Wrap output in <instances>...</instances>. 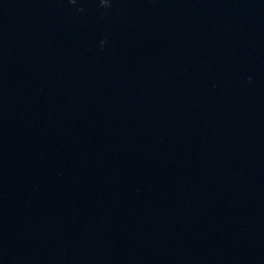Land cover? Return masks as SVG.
<instances>
[{
	"label": "water",
	"instance_id": "obj_1",
	"mask_svg": "<svg viewBox=\"0 0 264 264\" xmlns=\"http://www.w3.org/2000/svg\"><path fill=\"white\" fill-rule=\"evenodd\" d=\"M0 264H264V0H0Z\"/></svg>",
	"mask_w": 264,
	"mask_h": 264
}]
</instances>
